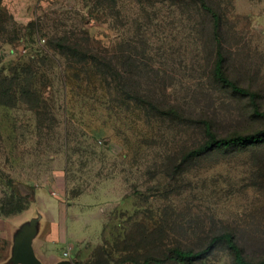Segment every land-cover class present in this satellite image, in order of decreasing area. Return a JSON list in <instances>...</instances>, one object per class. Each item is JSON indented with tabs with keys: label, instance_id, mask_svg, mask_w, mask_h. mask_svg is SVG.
Masks as SVG:
<instances>
[{
	"label": "rangeland",
	"instance_id": "rangeland-1",
	"mask_svg": "<svg viewBox=\"0 0 264 264\" xmlns=\"http://www.w3.org/2000/svg\"><path fill=\"white\" fill-rule=\"evenodd\" d=\"M142 1L94 11L88 0H1L0 264L35 211L40 254L54 261L176 264L170 247L222 234L264 260V143L189 156L207 140L203 122L217 138L264 131L249 98L213 77L219 50L264 114V0L222 7L219 46L193 9ZM59 39L112 58L109 90L97 75L72 79ZM196 264L231 255L220 244Z\"/></svg>",
	"mask_w": 264,
	"mask_h": 264
},
{
	"label": "trees",
	"instance_id": "trees-1",
	"mask_svg": "<svg viewBox=\"0 0 264 264\" xmlns=\"http://www.w3.org/2000/svg\"><path fill=\"white\" fill-rule=\"evenodd\" d=\"M92 5L94 11H112L116 6V0H88ZM143 3L142 0H137ZM173 2L172 0H170ZM182 4V8H191L201 18L200 26L208 29L210 32V40L212 43L219 46L220 32L223 22L225 20L222 13V7L228 4L230 0H177ZM147 2V1H146ZM1 3V0H0ZM90 42V38L86 40ZM54 48L58 50L60 55L65 57L68 71L72 75V79L78 81L79 75L85 74L86 81L92 80V76H99L95 84H99L100 88H107L109 90V79L116 82V71L112 65V58L107 56H100L99 54H91L90 50H81V47L76 42H70L64 39L56 41ZM223 55L218 50L216 53V60L213 67L214 79L229 87L233 93L248 97L254 105V112L256 115L264 116L259 111L258 106L255 103V96L246 89L237 86L230 81L223 72ZM78 74V75H77ZM91 84V81H90ZM204 133L207 138L205 143L199 148L189 154V156L205 155L214 150H227L233 148H244L248 146L260 145L264 143V131L256 134L249 135H237L230 138H217L211 130L209 122H203ZM223 244L231 255V264H264V260L253 263L248 261L239 245L236 243L234 237L231 234H222L215 237H211L205 247L199 250L182 249L179 247H170L166 251V257L176 264H196L197 262H203L209 259L214 253L218 245ZM151 264L152 259L145 257L141 262L123 259L121 264ZM107 264V263H105Z\"/></svg>",
	"mask_w": 264,
	"mask_h": 264
},
{
	"label": "water",
	"instance_id": "water-1",
	"mask_svg": "<svg viewBox=\"0 0 264 264\" xmlns=\"http://www.w3.org/2000/svg\"><path fill=\"white\" fill-rule=\"evenodd\" d=\"M43 215L34 212L31 218L21 223L12 233L8 259L2 264H43L38 259L34 244L43 231ZM54 264H73L69 259L56 261Z\"/></svg>",
	"mask_w": 264,
	"mask_h": 264
},
{
	"label": "crops",
	"instance_id": "crops-1",
	"mask_svg": "<svg viewBox=\"0 0 264 264\" xmlns=\"http://www.w3.org/2000/svg\"><path fill=\"white\" fill-rule=\"evenodd\" d=\"M52 243L56 244L57 242H52ZM34 250H35L36 255L41 259V261L44 264H54L56 262V261H54L55 259L53 257H51V255H41L40 251H39V245L36 242L34 244ZM62 259L63 258H61L60 260H62Z\"/></svg>",
	"mask_w": 264,
	"mask_h": 264
},
{
	"label": "built area",
	"instance_id": "built-area-1",
	"mask_svg": "<svg viewBox=\"0 0 264 264\" xmlns=\"http://www.w3.org/2000/svg\"><path fill=\"white\" fill-rule=\"evenodd\" d=\"M63 258H64V259L68 258L67 253H64Z\"/></svg>",
	"mask_w": 264,
	"mask_h": 264
}]
</instances>
